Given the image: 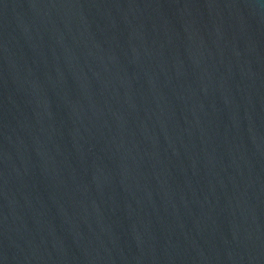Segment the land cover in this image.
Returning a JSON list of instances; mask_svg holds the SVG:
<instances>
[{"label": "water", "instance_id": "95a60500", "mask_svg": "<svg viewBox=\"0 0 264 264\" xmlns=\"http://www.w3.org/2000/svg\"><path fill=\"white\" fill-rule=\"evenodd\" d=\"M0 264H264V0H0Z\"/></svg>", "mask_w": 264, "mask_h": 264}]
</instances>
